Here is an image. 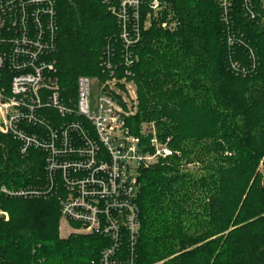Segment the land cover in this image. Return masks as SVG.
<instances>
[{"label":"trees","instance_id":"1","mask_svg":"<svg viewBox=\"0 0 264 264\" xmlns=\"http://www.w3.org/2000/svg\"><path fill=\"white\" fill-rule=\"evenodd\" d=\"M56 69L64 94L80 76L100 74L104 46L117 25L100 0H54ZM161 11L134 49L136 124L153 122L178 157L143 170L137 204L136 264H264V0H250L255 19L232 0L231 26L255 52L249 71L244 48L232 57L212 0H159ZM162 23L167 24L161 29ZM135 131V129H134ZM0 134V186L38 187L43 156H26ZM0 264H89L106 245L100 236L59 237L56 198L0 194Z\"/></svg>","mask_w":264,"mask_h":264},{"label":"built area","instance_id":"2","mask_svg":"<svg viewBox=\"0 0 264 264\" xmlns=\"http://www.w3.org/2000/svg\"><path fill=\"white\" fill-rule=\"evenodd\" d=\"M117 25L104 46L98 76H80L75 95L60 87L56 69L57 11L54 0H0V134L26 156H43L44 181L5 197L56 198L63 221L106 245L89 264H136L140 235L139 178L159 162L178 157L161 141L154 123H134L137 94L132 79L134 49L161 11L159 0H100ZM232 0H216L233 71L246 68L232 57L242 47L254 71V50L231 26ZM244 17L255 19L250 0ZM166 23L160 25L166 29ZM135 129V131H134ZM4 221L8 215L1 213Z\"/></svg>","mask_w":264,"mask_h":264},{"label":"rangeland","instance_id":"3","mask_svg":"<svg viewBox=\"0 0 264 264\" xmlns=\"http://www.w3.org/2000/svg\"><path fill=\"white\" fill-rule=\"evenodd\" d=\"M215 5L217 6V8L219 9L218 5H217V2L216 0H212ZM232 3V1H231ZM219 14H220V9H219ZM136 87V85H135ZM136 94H137V87H136ZM136 106H137V109H138V95H137V100H136ZM137 114V113H136ZM150 123H153V122H150ZM179 153V152H178ZM180 154V153H179ZM1 187V186H0ZM1 194V193H0ZM2 195V194H1ZM4 196V195H3ZM1 213H6L4 211H2L0 209V219L4 221V216L3 214ZM8 215V213H6ZM8 218H9V215H8ZM58 232H59V237L61 239H67L69 236L71 235H76V236H87L85 235V233L78 229L77 227H74V226H69L67 225L62 218H60V221H59V228H58Z\"/></svg>","mask_w":264,"mask_h":264},{"label":"bare ground","instance_id":"4","mask_svg":"<svg viewBox=\"0 0 264 264\" xmlns=\"http://www.w3.org/2000/svg\"><path fill=\"white\" fill-rule=\"evenodd\" d=\"M58 28V27H57Z\"/></svg>","mask_w":264,"mask_h":264}]
</instances>
